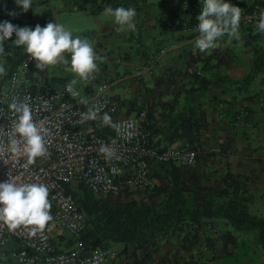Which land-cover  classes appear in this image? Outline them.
<instances>
[{
  "label": "trees",
  "instance_id": "16d2710c",
  "mask_svg": "<svg viewBox=\"0 0 264 264\" xmlns=\"http://www.w3.org/2000/svg\"><path fill=\"white\" fill-rule=\"evenodd\" d=\"M148 0H101V4L90 10V13H97L103 8L111 6L134 8L136 16L134 22L136 30L138 26V15L147 4ZM186 1V0H184ZM189 6H184L183 11L171 12L167 15L170 27L175 30H196L198 20L196 17L202 11L203 0H188ZM230 4L238 7L246 6L248 11L260 6L264 9V0H251V3L227 0ZM9 21L14 25L21 27L28 26L32 29L37 24L44 27L49 22L56 21L52 12H45L39 20L28 15L24 19L21 14L15 16L7 15L0 11V22ZM246 32V44L249 45L255 53L254 71L244 77L241 81L243 85L248 86L257 76L264 72V44H260V39H264V34H254V27L241 25ZM196 35L200 33L196 30ZM227 35L223 36L226 38ZM16 39L13 36L3 43L5 51L0 54V63H2L7 75L0 77V91L5 86L10 75L20 67H24L23 78L32 92L44 91L48 87H57V83L64 80L57 77H47L48 69L43 71L35 67V60L32 59L24 50L23 46L17 47L13 44ZM138 41L140 39L137 38ZM231 46L217 47L211 53L196 52L189 54L187 67L182 70L185 74L190 73V77L196 82V92L202 94L213 87V85L224 84L234 86L239 84L222 74L220 69L229 66L228 58L230 56ZM138 52L145 57H149V52L140 42ZM196 63V70L190 67ZM190 68L189 70H187ZM216 71L214 72V70ZM178 74H170L166 79L164 77L156 78V84L171 83ZM136 72V71H135ZM125 72L115 78L125 76ZM47 77L43 85H39L40 78ZM140 83L145 85V91L138 94L134 100H119L113 95L118 102V110L111 114L108 113L112 121L120 118L119 114L122 109L126 112H135V114L146 112L144 128L150 132L149 137L155 147L165 150L173 146H183L196 150L197 161L194 165L178 164L174 162L157 163L152 168V177L155 180V188L152 191H130L124 189L119 194H96L92 192L84 183H78V190H73L72 186L68 190L74 195L76 202L85 214L86 229L84 230L81 241L87 252L97 248L115 247L116 244L122 245L120 257L126 258V264H154L153 257L160 250L161 242L168 239L181 238L183 232L185 235L180 239L185 249L202 244L201 228L207 219L219 217L226 219L237 231L254 230L258 232L261 243L264 244V217L252 214L249 210V198L246 196L251 188L244 182V178L228 172L222 180H216V186L209 187L204 182L210 180L206 174L204 164L207 160H213L216 155L210 150L213 149L214 139L207 133L211 127L205 112L196 107V114L193 109L186 113H179L174 121L170 115L177 107L178 99L173 102H164L160 98L161 108L169 109V114L161 111L160 108L154 109L152 104L149 105V94L155 92V89L148 86L146 79H140ZM162 93V92H161ZM264 96V92L263 95ZM168 105V106H167ZM160 109V110H159ZM105 114V113H104ZM103 114V115H104ZM103 115L100 125L97 120L91 121L85 129L89 135H99L108 139L115 136V129L103 124ZM131 116V115H129ZM238 118V114L234 115ZM165 128L168 129L169 144L161 146L159 141L155 142L153 133L155 129H160L159 121L166 120ZM235 118V119H236ZM238 120V119H236ZM173 130V131H171ZM171 132V133H170ZM186 139V143H179L180 140ZM233 144L231 139H228ZM220 145L223 152L225 147ZM193 194V202L188 203L187 196ZM53 211L51 204L50 214ZM239 235L232 230L222 234H217L216 238L208 239V244L212 240V245L221 244L219 250L220 257L225 254H231L228 249L229 245L234 246L238 242ZM175 240V241H176ZM233 248V247H232ZM190 249V248H189ZM122 258V257H121ZM129 259V261H128Z\"/></svg>",
  "mask_w": 264,
  "mask_h": 264
},
{
  "label": "crops",
  "instance_id": "0c3cea01",
  "mask_svg": "<svg viewBox=\"0 0 264 264\" xmlns=\"http://www.w3.org/2000/svg\"><path fill=\"white\" fill-rule=\"evenodd\" d=\"M242 2L251 3V0H242ZM100 4L101 0H32V8L23 12L15 0H0V11L7 15L9 12L19 13L24 19L32 15L37 20L45 12H52L56 18L55 23L63 24L72 32L73 37L80 36L92 43L96 55L103 58L102 61H96L98 71L93 73L94 79L81 80L74 74L66 72L62 64L47 67V77L64 80L62 83H57L58 86L77 79L75 86L86 92L107 85L119 100H134L146 88L140 83V79L143 78H137L135 71L146 64H151L152 72L145 76L150 89H155V92L149 94V105L152 104L155 110L160 108L161 111L169 114L168 108L165 110L161 108L160 98L164 102H173L177 98V107L170 115L174 121L179 113H186L190 109L196 114V107L201 108L210 121L211 127L207 133L215 143L210 151L216 155L213 160H207L204 164L206 174L210 176V180L204 182V185L215 187L216 180H222L228 172L242 176L245 184L251 188L250 192L246 193L249 198V210L254 215L264 217V103L261 102L264 92V72L248 86L241 83L244 77L254 71L255 59L254 51L245 43L244 28L239 24L238 40L232 39L229 42L228 37H221L216 41L219 47L231 46L229 66L221 68L220 71L239 84L234 86L215 84L202 94L196 92V82L190 77V73L182 72L187 67L189 54H194L198 49L195 40L199 35H196V30L172 29L169 21L166 20L169 13L184 10V0H148L138 15L139 29L134 32L126 30L119 33L115 30L117 25L114 19L103 14L105 8L97 13H90V10L96 9ZM83 15L93 17L91 27L83 28L85 27L83 23H76ZM140 42L149 52L148 58L138 52ZM259 42L264 44V39H260ZM214 49H209L207 53H211ZM65 57L70 60V54L65 53ZM178 68L181 71L179 76L174 77L176 81L156 84V78L166 79L172 73L178 74ZM190 68L196 70V63ZM125 72H128L125 76L112 80ZM47 77L40 78L38 84L43 85ZM235 113L239 115L238 118L234 116ZM134 114V111L131 113L122 109L119 117ZM167 118L159 121L161 128L159 129L157 125L153 133L155 142L159 141L161 146L169 144V132L165 128ZM100 119L102 117L98 118ZM146 132L150 134L148 130ZM228 139H231L233 144H230ZM182 143H186V139L180 140L176 145ZM220 143L225 147L223 152L220 150ZM187 198L189 204L193 202V194L190 193ZM206 227L216 236L228 230L240 234V231L235 230L226 219L219 217L213 216V219H207L202 228ZM184 235L185 232L182 233L181 238ZM181 238L164 239L152 263L213 264L217 262L209 259L204 261L206 256L199 258L198 255L203 247L201 245L194 244L193 247H189L190 249H185L183 242L180 241ZM242 246L241 242H237L234 246L229 245L228 249L232 253L222 257V264H264L263 247L259 257L240 259L234 252ZM119 248L122 249L120 246ZM215 248L219 252L221 244ZM121 257L119 264H126V258ZM217 257H220V253L215 254L213 258Z\"/></svg>",
  "mask_w": 264,
  "mask_h": 264
},
{
  "label": "built area",
  "instance_id": "2783aa9c",
  "mask_svg": "<svg viewBox=\"0 0 264 264\" xmlns=\"http://www.w3.org/2000/svg\"><path fill=\"white\" fill-rule=\"evenodd\" d=\"M235 2L239 4L242 0ZM184 6H189L188 0L184 1ZM238 7L241 10L239 24L255 28L261 7L250 11L246 6ZM152 69L151 64H146L137 68L135 76L143 78ZM23 71V66L15 70L0 91V182L11 177L17 183L45 184L53 206V219L35 236L29 235L30 229L23 226L10 231L0 224V264H119L120 251L115 247L86 251L81 241L87 226L85 214L68 188L81 182L92 192L102 195L119 194L124 189L152 191L155 188L154 164L194 165L197 152L183 146L165 150L155 147L144 128L145 111L118 118L115 123L119 128L111 139L89 135L85 127L93 120L81 123L80 113L89 108L97 110V120L104 113L113 114L118 110V102L109 86L101 85L91 92L74 86L79 92L75 98L66 91L67 84L32 92L23 78ZM14 97L21 100L30 97L33 121L47 129V152L32 165L26 166V157H17L8 151L6 132L16 119L8 103ZM261 102L264 103V96ZM101 145L114 148L119 159H106L100 152ZM59 228L73 234V245L56 249L54 235Z\"/></svg>",
  "mask_w": 264,
  "mask_h": 264
},
{
  "label": "clouds",
  "instance_id": "9594fccd",
  "mask_svg": "<svg viewBox=\"0 0 264 264\" xmlns=\"http://www.w3.org/2000/svg\"><path fill=\"white\" fill-rule=\"evenodd\" d=\"M23 12L32 8V0H15ZM11 16L15 12L8 13ZM103 14L114 19L117 25L116 31H136L134 8L108 6ZM241 10L227 0H203L202 11L196 17L198 24L196 30L200 33L195 40V46L200 52L219 47L216 43L218 38L227 35L229 42L239 39V23ZM15 33L16 39L13 44L17 47L23 46L25 52L35 60V67L43 71L49 66L64 65L66 72L74 74L81 80L94 79L93 73L98 71L96 61L101 60L94 52L92 43L82 39L80 36L73 37L72 32L63 24L54 22L47 23L41 27L39 24L34 29L28 26H18L5 20L0 22V54L5 49L4 41L11 38ZM264 34V9L259 13L258 22L255 25L254 34ZM70 54V60L65 57ZM7 70L0 63V77L6 76ZM77 79H72L66 85V91L75 98L79 92L74 87ZM30 97L23 100L13 98L8 103V109L16 119L12 127L7 131L8 151L14 156L26 157V166L36 162L38 157L46 154L45 135L47 129L39 126L33 121ZM80 122L96 120L97 110L92 108L80 113ZM103 124L113 129L119 126L112 121L108 113L103 115ZM100 152L106 159L117 158L114 148L101 145ZM49 189L43 183H17L9 177L8 180L0 182V224L7 226L10 231L23 226L30 229L29 235L35 236L43 232L49 221L53 219L50 214L51 204L49 202Z\"/></svg>",
  "mask_w": 264,
  "mask_h": 264
},
{
  "label": "rangeland",
  "instance_id": "374dc122",
  "mask_svg": "<svg viewBox=\"0 0 264 264\" xmlns=\"http://www.w3.org/2000/svg\"><path fill=\"white\" fill-rule=\"evenodd\" d=\"M93 17H88L86 15H83L80 19H77L76 23H83V25L86 27H91L93 25ZM146 77H143V79H145ZM101 120V119H100ZM100 120H97V123L100 125ZM155 165V164H154ZM153 165V166H154ZM152 166V168H153ZM73 190H78V183H75L72 186ZM210 224V223H209ZM213 226V225H211ZM203 229V228H202ZM212 239V238H216V235L210 232L209 228H205L202 230L201 233V246H203L201 248V252L199 253V258H203L204 256H206L205 260H217L216 263L213 264H222V257H217L216 259L213 258L215 254H219L220 252L216 251V244L212 245V240L210 241V243L208 244V239ZM75 241V237L73 236V234L71 232H69L68 230H64V229H57L55 235H54V244L56 249H62V248H68L71 245L74 244ZM238 242H241V244L243 245L242 247L237 248V250H235L234 254H236V257L240 258V259H255L254 257L258 256L259 254L262 253V247L264 248V244L261 243L258 233H256V231L254 230H246V231H240L239 234V240ZM198 245V246H200ZM119 246L122 248V245H118L116 244V249L121 251V249L119 248ZM233 254V255H234ZM198 256L196 257V259H198Z\"/></svg>",
  "mask_w": 264,
  "mask_h": 264
}]
</instances>
